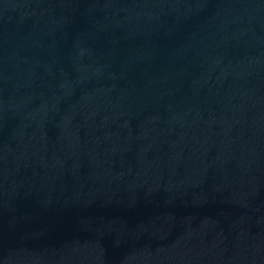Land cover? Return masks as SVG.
<instances>
[{"label":"water","instance_id":"1","mask_svg":"<svg viewBox=\"0 0 264 264\" xmlns=\"http://www.w3.org/2000/svg\"><path fill=\"white\" fill-rule=\"evenodd\" d=\"M0 264H264V0H0Z\"/></svg>","mask_w":264,"mask_h":264}]
</instances>
